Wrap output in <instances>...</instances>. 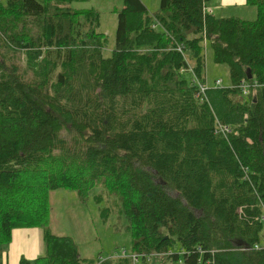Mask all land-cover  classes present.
<instances>
[{
  "label": "trees",
  "instance_id": "obj_1",
  "mask_svg": "<svg viewBox=\"0 0 264 264\" xmlns=\"http://www.w3.org/2000/svg\"><path fill=\"white\" fill-rule=\"evenodd\" d=\"M75 1L0 2V264L17 229H39L44 244L19 264H82L49 231V195L83 202L97 186L133 255L264 264V0H245L251 21L216 17L208 0H160L152 16L123 0L109 56L99 13ZM206 48L231 86L202 96Z\"/></svg>",
  "mask_w": 264,
  "mask_h": 264
},
{
  "label": "rangeland",
  "instance_id": "obj_2",
  "mask_svg": "<svg viewBox=\"0 0 264 264\" xmlns=\"http://www.w3.org/2000/svg\"><path fill=\"white\" fill-rule=\"evenodd\" d=\"M2 1L0 0V2ZM141 2L147 8L150 16L158 12L160 0H141ZM240 4L234 3L233 5L221 6L219 0H208L206 8L211 9L213 15L217 17H237L244 20H253L255 9L246 6L245 3ZM71 7L75 10L94 9L99 13L100 23L97 30L105 34L108 43L105 55L109 56L114 46L117 13L123 8V0H77L72 3ZM214 7H218L216 12H214ZM202 75L210 85H213L214 81L220 80V87L227 88L231 86L228 67L223 64H215L212 61L209 48L205 50V68ZM185 76L187 80L193 77L190 72ZM97 194L101 196L100 201L94 198ZM106 195L108 194L103 192L99 186L88 191L87 198L83 202L78 200V196L74 191L55 190L50 192L49 231L56 236L71 238L76 244L81 258L84 259L82 264H99L105 260L131 258V255H133L132 245L134 239L130 232L126 230V219L122 213L118 212L112 197ZM104 208L109 209V216L105 220L100 214V210ZM173 249L178 253L180 251L177 245ZM41 255H44L43 251ZM135 264H183V259L181 257L174 262L164 256L153 254L146 259L139 256Z\"/></svg>",
  "mask_w": 264,
  "mask_h": 264
},
{
  "label": "crops",
  "instance_id": "obj_3",
  "mask_svg": "<svg viewBox=\"0 0 264 264\" xmlns=\"http://www.w3.org/2000/svg\"><path fill=\"white\" fill-rule=\"evenodd\" d=\"M219 1L221 6L233 5L234 3H241L240 5H243L245 3V0ZM217 8L218 7H214V12H216ZM209 12L213 13L212 10ZM218 17L223 18L221 16ZM42 251H44V244L42 240V233L39 229L13 230L12 241L8 246L7 252L4 253L3 256V264H19V260L22 257L31 261L39 257Z\"/></svg>",
  "mask_w": 264,
  "mask_h": 264
},
{
  "label": "built area",
  "instance_id": "obj_4",
  "mask_svg": "<svg viewBox=\"0 0 264 264\" xmlns=\"http://www.w3.org/2000/svg\"><path fill=\"white\" fill-rule=\"evenodd\" d=\"M194 82L198 87V95H202V96H205V92L207 91V89L209 87L221 88L220 87L221 86L220 80L214 81L213 85H210L206 78L204 79V81L202 83L198 82V80L196 78H194ZM237 88L242 93V95L246 96L248 94V90L251 88V85L242 80L237 84ZM219 132L225 133V132H228V129L224 126H220ZM254 248L256 249L257 246H255ZM131 259H132L133 263H136L138 261V256L131 255Z\"/></svg>",
  "mask_w": 264,
  "mask_h": 264
},
{
  "label": "water",
  "instance_id": "obj_5",
  "mask_svg": "<svg viewBox=\"0 0 264 264\" xmlns=\"http://www.w3.org/2000/svg\"><path fill=\"white\" fill-rule=\"evenodd\" d=\"M247 72H248V79H250L251 78V75H250V72H249V70H247Z\"/></svg>",
  "mask_w": 264,
  "mask_h": 264
}]
</instances>
